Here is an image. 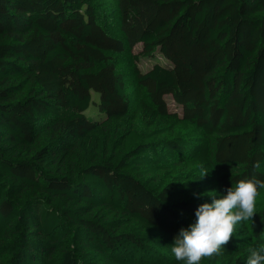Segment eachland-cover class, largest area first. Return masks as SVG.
<instances>
[{"label":"trees","instance_id":"obj_1","mask_svg":"<svg viewBox=\"0 0 264 264\" xmlns=\"http://www.w3.org/2000/svg\"><path fill=\"white\" fill-rule=\"evenodd\" d=\"M246 178L264 180V0H0V264H181L180 229ZM260 193L201 264L264 246Z\"/></svg>","mask_w":264,"mask_h":264},{"label":"clouds","instance_id":"obj_2","mask_svg":"<svg viewBox=\"0 0 264 264\" xmlns=\"http://www.w3.org/2000/svg\"><path fill=\"white\" fill-rule=\"evenodd\" d=\"M257 167L259 165H256ZM208 172L203 170L200 178ZM264 190V180L241 179L220 198L201 204L195 211L196 221L181 228L174 238L171 253L181 264H201L204 259L219 256L232 237L237 225L253 221L256 200ZM246 264H264V246L249 249Z\"/></svg>","mask_w":264,"mask_h":264},{"label":"rangeland","instance_id":"obj_3","mask_svg":"<svg viewBox=\"0 0 264 264\" xmlns=\"http://www.w3.org/2000/svg\"><path fill=\"white\" fill-rule=\"evenodd\" d=\"M140 50H141V44L135 47L134 52L138 53ZM122 61L124 65H127V63L129 62L128 57L126 56V58L122 59ZM155 63L169 64V62L159 52H156L152 57H148V58L140 57L138 61V65L142 69L143 72L150 69ZM130 92H131L132 97L135 96L136 88H134L133 85H131ZM166 98H167L169 108L172 111H181V108H179V106L176 105V103L174 102L171 96H167ZM99 99H100L99 95L95 91H93L94 102L85 111V115L88 118L98 119L102 117V113L99 111V108L97 106V102L99 101Z\"/></svg>","mask_w":264,"mask_h":264}]
</instances>
